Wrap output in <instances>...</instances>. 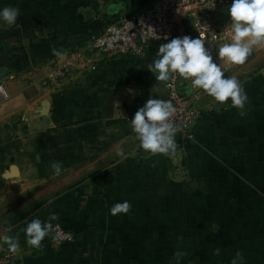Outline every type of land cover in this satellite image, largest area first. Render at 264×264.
Segmentation results:
<instances>
[{
  "label": "crops",
  "instance_id": "0c3cea01",
  "mask_svg": "<svg viewBox=\"0 0 264 264\" xmlns=\"http://www.w3.org/2000/svg\"><path fill=\"white\" fill-rule=\"evenodd\" d=\"M153 1L0 0L20 12L15 24L0 22L8 93L0 94V236L19 242L12 264H175L178 251L180 264H231L237 252L244 264H264V47L242 65L215 60L248 101L237 109L204 96L181 168L140 149L127 121L149 98L169 95L148 71L156 45L142 58L88 53L96 62L83 75L41 84L48 60L84 50L104 20ZM226 9L214 11L212 26L228 36ZM177 88L196 90L183 78ZM124 201L130 212L111 215ZM37 217L74 241L53 248L48 233L40 248L28 245L26 221Z\"/></svg>",
  "mask_w": 264,
  "mask_h": 264
},
{
  "label": "clouds",
  "instance_id": "9594fccd",
  "mask_svg": "<svg viewBox=\"0 0 264 264\" xmlns=\"http://www.w3.org/2000/svg\"><path fill=\"white\" fill-rule=\"evenodd\" d=\"M229 23L225 29L229 41L223 43L217 50L218 58L225 63L242 65L253 53L255 48L264 47V0H231L230 6L225 10ZM20 15L15 7H0V22L8 25L16 23ZM53 54L61 56L62 53L53 49ZM148 71L153 74L156 81L167 82L174 74L188 82V90L200 89L217 102V106L226 101L237 109H243L248 101L243 85L235 77H225L222 66L213 60V56L205 47V40L199 35L197 38L185 35L175 37L162 43L155 53V58L148 65ZM132 94L131 88L127 89ZM0 94L7 92L0 87ZM176 109L170 100L149 98L129 120V126L139 142V148L150 154H173L177 150L175 135L177 127L171 121ZM56 174L62 171L61 163L52 165ZM54 198L48 201L52 204ZM131 210L128 201L115 203L109 212L111 215L127 214ZM51 223L33 218L26 221L24 229L26 243L34 248H40L41 242L48 235ZM5 233L11 232L12 227L5 228ZM0 243L6 244L9 251L15 252L19 242L13 236L4 234L0 236ZM219 248L214 254L219 255ZM183 252H176L173 260L180 264ZM231 264H244L243 256L237 252Z\"/></svg>",
  "mask_w": 264,
  "mask_h": 264
},
{
  "label": "built area",
  "instance_id": "2783aa9c",
  "mask_svg": "<svg viewBox=\"0 0 264 264\" xmlns=\"http://www.w3.org/2000/svg\"><path fill=\"white\" fill-rule=\"evenodd\" d=\"M230 2L231 0H155L131 15L120 13L108 18L104 20L103 31L91 37L84 50L68 52L62 62L48 60V71L41 84L56 86L74 75H83L89 64L96 62H87L88 53L106 59L117 55L142 58L152 45L159 47L172 38L185 35L193 38L200 35L215 61L218 59V48L230 38L212 26L213 13L218 8H227ZM180 78L174 74L165 85L169 92L166 100H170L176 109L170 119L177 127V150L169 156L177 157L182 167L185 145L193 140V129L204 113L202 99L206 93L200 89L180 93L177 88ZM0 87L6 91L2 83ZM3 96L7 97L8 93ZM131 132L134 134L132 130ZM171 162L176 167L172 160ZM49 237L53 248L71 243L75 239L72 231L58 223L51 226ZM14 259L15 252L9 251L7 246H0V264H12Z\"/></svg>",
  "mask_w": 264,
  "mask_h": 264
},
{
  "label": "rangeland",
  "instance_id": "374dc122",
  "mask_svg": "<svg viewBox=\"0 0 264 264\" xmlns=\"http://www.w3.org/2000/svg\"><path fill=\"white\" fill-rule=\"evenodd\" d=\"M169 157H170V161L172 160L173 163L176 165L177 168H181L180 161H179V159L177 157H175V156H172V158H171V156H169ZM175 176H178L179 177V173L177 175H175Z\"/></svg>",
  "mask_w": 264,
  "mask_h": 264
}]
</instances>
